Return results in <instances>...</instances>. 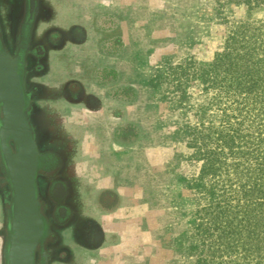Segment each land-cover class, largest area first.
Instances as JSON below:
<instances>
[{"label":"rangeland","instance_id":"rangeland-1","mask_svg":"<svg viewBox=\"0 0 264 264\" xmlns=\"http://www.w3.org/2000/svg\"><path fill=\"white\" fill-rule=\"evenodd\" d=\"M62 2L51 12L53 18L39 21L34 32L35 41L46 36L34 78L38 95H48L45 84L59 78L57 95L71 101L69 115H79L83 106L78 100L92 95L99 100H89L85 110L90 118L99 123L97 117L107 111L119 121V106L130 126L119 130L117 123L102 120L103 137L87 146L85 157L90 161L75 167L81 188L76 179L71 181V201L79 213L72 225L75 234L65 235L58 258L61 264H193L197 257L189 254V246L198 200L188 183L180 182V175L198 172L202 163H190L191 136L182 131L200 119L208 123L199 111L211 104L213 93L206 83L194 82L179 103L173 83L159 82L158 75L166 65L188 57L208 66L228 24L215 11V0H72L67 6ZM7 8L10 27L13 10ZM222 11L230 22L264 18V6L251 9L243 1L227 2ZM114 65L119 76L113 79L103 67ZM128 85L131 88L123 92ZM115 88L122 90L113 99ZM78 128L69 125L66 132L79 135ZM36 130L43 138L38 125ZM70 147L79 148L74 143ZM75 155L80 156L79 149L69 157ZM103 178L122 195L111 186L100 190ZM102 209L117 211L108 217L115 230L99 224ZM2 227L0 223V232ZM3 246L4 238L1 259ZM95 249L99 251L88 252ZM82 252L84 259L78 261Z\"/></svg>","mask_w":264,"mask_h":264},{"label":"trees","instance_id":"trees-1","mask_svg":"<svg viewBox=\"0 0 264 264\" xmlns=\"http://www.w3.org/2000/svg\"><path fill=\"white\" fill-rule=\"evenodd\" d=\"M231 1L264 6V0H215L228 25L210 64L188 57L158 75L173 83L179 103L194 82L213 93L199 111L208 123L200 119L182 131L191 136L190 163H202L198 172L180 175L198 200L193 264H264V18L230 22L222 7Z\"/></svg>","mask_w":264,"mask_h":264},{"label":"flooded vegetation","instance_id":"flooded-vegetation-1","mask_svg":"<svg viewBox=\"0 0 264 264\" xmlns=\"http://www.w3.org/2000/svg\"><path fill=\"white\" fill-rule=\"evenodd\" d=\"M68 1L72 0H0V42L13 55L17 56L18 71L24 89L27 120L33 130V135L40 151L37 197L45 221V231L43 243L39 244L35 253L36 264H52L53 262L56 264L57 260H59L58 253L62 245H64L63 241L66 239L65 235L72 231L75 234V229L72 225L75 221V215L77 216L79 212L71 201L74 189L71 181L76 179V181L74 180L75 185L80 187L81 178L74 170L78 164L83 163V160H86L85 162L90 161V158L87 159L85 157V155L89 154L87 146L103 137V125L101 127L94 118H90L88 116L89 112L85 110L88 108L92 98L95 101L99 100L95 98L96 96L87 95V97L85 96L86 99L84 98L85 101L84 99L78 100L82 103L83 108L79 115L72 117L67 111L71 101L66 97L57 95L61 92V79H49L50 84H45L44 86L48 94L45 96L38 95L40 86L34 80L38 63L37 58L41 53V49L42 52L44 51L42 43L46 37L44 36L37 41L34 40V32L37 25L44 18H52L51 12L58 3L62 2L64 6H67ZM7 7H11L13 10V23H11L10 27L8 24L6 25V18L9 17ZM107 17L112 19L111 16H105V18ZM51 28L50 26L47 32ZM103 68L107 76H119L116 66ZM112 78L114 79V77ZM127 88H131V86L125 87L123 92ZM121 90L118 89L117 92L116 88L114 89V93L111 95L114 96L113 99L116 96L119 98L120 94L117 93L121 92ZM76 99L73 98L72 100L76 101ZM119 108V106H116V111L120 112L119 117H124L125 111L122 113ZM75 124L78 125L80 134L67 133L66 128L69 125L75 126ZM36 125H38L40 131L45 133L43 138L38 137ZM118 125L119 130L123 128L125 130L130 126V123L128 126L126 123ZM115 133L116 131H114V135ZM116 140H118V136ZM71 143L79 146L80 156L78 158L76 155L75 158L69 157V154H74V151L78 150L71 148ZM9 145L14 150L12 141L9 142ZM6 199H8V203H6ZM10 200L11 187L0 152V223L4 226L2 227V232H0V239L7 236ZM74 234L69 236L74 237ZM0 264H4L3 257Z\"/></svg>","mask_w":264,"mask_h":264},{"label":"water","instance_id":"water-1","mask_svg":"<svg viewBox=\"0 0 264 264\" xmlns=\"http://www.w3.org/2000/svg\"><path fill=\"white\" fill-rule=\"evenodd\" d=\"M18 69L17 56L0 42V152L11 187L3 259L4 264H36L35 253L45 231L37 197L40 151L27 120Z\"/></svg>","mask_w":264,"mask_h":264},{"label":"crops","instance_id":"crops-1","mask_svg":"<svg viewBox=\"0 0 264 264\" xmlns=\"http://www.w3.org/2000/svg\"><path fill=\"white\" fill-rule=\"evenodd\" d=\"M78 12H79V10H78ZM83 12H84V10H81L80 11V14H83ZM53 18V17H52ZM58 21H55V23H57ZM68 24H69V26H70V22L68 21ZM116 65H114L113 67H115ZM117 67V66H116ZM96 88V87H95ZM97 90V89H96ZM113 92V91H112ZM114 93V92H113ZM103 97V96H102ZM102 97H100V98H102ZM108 99V98H107ZM102 100H105V98H102ZM109 100V99H108ZM122 103H125V101H122ZM124 106V105H123ZM115 107V106H114ZM122 107V106H121ZM103 109H106L105 107H103ZM122 109H123V107H122ZM124 111H125V109H124ZM106 113H107V111L105 112V114H103L102 116L103 117H97V119H99L98 121H99V124L101 125V127H102V123H103V121L102 120H105V124L107 123V122H113V123H117V124H123V123H126L127 122V114H126V111H125V113H124V117L123 116H121V117H118V119H119V121L117 122V121H115V120H113V119H111L110 118V116H107L106 115ZM107 121V122H106ZM104 125V124H103ZM119 143L118 144H120V142L121 141H118ZM124 145V144H123ZM105 178H103L102 179V182H101V184H100V190H102V188H106V187H109V186H111V188L113 189V190H115L116 189V194H121L122 195V193L120 192V190L121 189H119V187H116V186H114V185H110V183L109 184H105ZM125 192V191H124ZM123 192V193H124ZM115 215H117V211H115V212H113V211H111V212H108V211H106V210H104V209H102V211L100 212V214H99V216H97L98 217V219H100V221H99V224L100 225H102V226H104L105 228L107 227L108 229L109 228H111L109 225L110 224H112V222H110L109 221V219H108V217L109 218H112V217H115ZM111 220V219H110ZM115 225H116V223H114ZM117 226V225H116ZM115 226V227H116ZM112 229V228H111ZM112 230H115V229H112ZM68 237H66V239H67ZM95 251H99V249H95V250H89L88 252L90 253V252H92V253H95ZM86 254V252L84 253V252H82V253H80L79 254V259L78 258H76L78 261H81L82 259H84V257H82L83 255H85ZM60 262V260L56 263V264H61V262Z\"/></svg>","mask_w":264,"mask_h":264}]
</instances>
